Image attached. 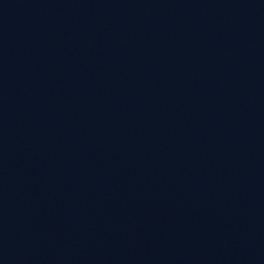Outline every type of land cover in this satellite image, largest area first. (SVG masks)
<instances>
[{
	"label": "water",
	"instance_id": "1",
	"mask_svg": "<svg viewBox=\"0 0 264 264\" xmlns=\"http://www.w3.org/2000/svg\"><path fill=\"white\" fill-rule=\"evenodd\" d=\"M0 264H264V0H0Z\"/></svg>",
	"mask_w": 264,
	"mask_h": 264
}]
</instances>
